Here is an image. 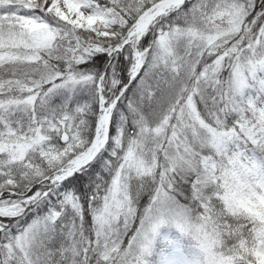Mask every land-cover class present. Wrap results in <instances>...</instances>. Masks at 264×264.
Returning a JSON list of instances; mask_svg holds the SVG:
<instances>
[{"label":"snow or ice","instance_id":"obj_1","mask_svg":"<svg viewBox=\"0 0 264 264\" xmlns=\"http://www.w3.org/2000/svg\"><path fill=\"white\" fill-rule=\"evenodd\" d=\"M0 264H264V0H0Z\"/></svg>","mask_w":264,"mask_h":264}]
</instances>
